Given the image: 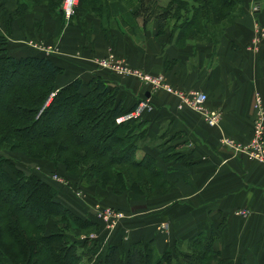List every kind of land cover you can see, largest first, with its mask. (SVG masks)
I'll return each mask as SVG.
<instances>
[{
  "label": "crops",
  "instance_id": "0c3cea01",
  "mask_svg": "<svg viewBox=\"0 0 264 264\" xmlns=\"http://www.w3.org/2000/svg\"><path fill=\"white\" fill-rule=\"evenodd\" d=\"M15 5L16 0H1L0 13L14 11ZM42 7L46 11L30 8L11 20L9 54L36 53L28 41L37 42L41 34L46 36L44 44L57 45L55 51L44 52L63 68L57 85L100 75L106 85L119 89L124 106L148 94L151 107L140 118L148 128V143L140 151L160 159L166 149L179 147L185 156L177 165L167 163L177 173L167 194L146 199L136 211L131 208L113 234L105 228L101 235L106 236L98 239L110 240L123 252L132 243L151 241L163 252L202 233L214 241L213 263L264 264V164L223 142L227 137L249 143L257 96L264 109V36L257 44L252 41L258 25L264 28L261 8L243 9L215 44L186 45L173 43L166 34H147L141 41L132 32L103 30L98 23L85 29L62 22ZM109 50L133 67L164 76L175 87L205 91L207 106L221 112L219 122L211 125L198 112L176 108L178 100L171 92L152 91L137 77L98 65L97 57ZM158 140L166 146L155 145ZM162 224L167 229L159 228Z\"/></svg>",
  "mask_w": 264,
  "mask_h": 264
},
{
  "label": "trees",
  "instance_id": "16d2710c",
  "mask_svg": "<svg viewBox=\"0 0 264 264\" xmlns=\"http://www.w3.org/2000/svg\"><path fill=\"white\" fill-rule=\"evenodd\" d=\"M61 1L16 0L14 11L0 13L4 25L0 28V148L63 163L67 172L83 180L96 178L105 188L112 185L121 192L148 197L166 193L173 184L165 181L164 170L158 167L161 159L146 152L136 156L148 143L144 120L115 121L137 100L124 106L119 89L106 85L100 75L57 85L63 68L49 54L39 50L14 56L7 51L13 18L43 3L62 20ZM169 2L174 13L189 4L187 0ZM241 2L191 0V18L185 22L191 25L201 16L212 21L230 16L231 22ZM100 4V0H79L89 12ZM179 157L185 158L184 154ZM58 194L51 183L36 174L25 175L0 152V264H82L90 255L96 256L90 264H209L215 252L213 239L202 233L189 239L185 249L180 250L184 242L177 241L163 252L151 241L132 243L126 252L102 240L71 241L70 223L82 230L94 227L96 231L99 226L94 219L74 213ZM35 208L41 211H31ZM50 218L55 222L49 231Z\"/></svg>",
  "mask_w": 264,
  "mask_h": 264
},
{
  "label": "rangeland",
  "instance_id": "374dc122",
  "mask_svg": "<svg viewBox=\"0 0 264 264\" xmlns=\"http://www.w3.org/2000/svg\"><path fill=\"white\" fill-rule=\"evenodd\" d=\"M169 1L170 0H100L101 4L99 5L98 9L89 12L79 5V0H75V5H73L74 10L69 16H67L64 11V0H62L60 8L63 14V19L61 21L75 22V24L79 23L85 29L91 26V24L93 25L98 23L103 30L116 29L118 31L122 30L130 33L132 32V34L134 33L137 39H140L141 41L147 34L152 36L166 34L173 43L175 42L179 44L196 45L197 43L202 44L207 41L215 44L223 35V32H225V28L228 26V24H230L238 15H240L242 10L247 6H250L254 11L258 10L260 7L262 13L264 14V0H242L241 4L237 5L234 13L235 16L232 17L233 19L231 22L230 16L227 19L222 18L215 21H212L211 17L206 18L201 16V18L198 17L199 19H195L191 25H188L189 23L185 21H187L188 18H191V5H193L191 0H187L189 1L188 6L185 8L181 7L177 13H174L173 8H168L170 6ZM40 4H36L38 6L34 5L31 8H43L42 6H45L43 3ZM43 9L46 11L45 8ZM48 13L61 19L59 16L53 15L51 12H49V10ZM3 18L8 19L5 14ZM262 22L264 23V18L263 21L260 19V23ZM257 24H259V22ZM2 26L3 21L1 20L0 28ZM257 28L259 31L264 30V28L259 25ZM40 36L41 37L37 40V42H33L47 46V44H44L41 41L42 39L46 38V36L41 34ZM10 37L11 35L9 34V40L11 39ZM8 45L9 43L7 46ZM51 47L55 51L57 49L56 43L54 42L51 44ZM37 49L48 52L44 49ZM52 94L53 93H51V95ZM48 100L49 97L44 103L46 104ZM155 145L162 147L163 143L158 140L155 142ZM165 146L166 145L163 147ZM181 150L182 148L173 147L166 149L164 154L160 153L161 160L158 162V167L164 170L166 175L165 181L168 184H174L173 180L175 177H177V173L176 168H168L167 163L177 165V163L184 161L183 157H179L183 155L180 152ZM0 152L8 159V161H11V164H13L18 170L22 171L25 175L36 174L40 179L51 183L52 186L58 190L59 194L57 196L59 199L67 201L70 204H74H72L73 206L70 205V207L74 209V213L80 214L83 216V218L94 219L97 222L99 227L96 231L94 230V227H89L86 230H82L80 227H77L75 224H73V222L70 223L69 227L71 228L67 232L71 241L76 240L83 242L86 241V239L94 241L96 240L95 238L98 239L102 236H106V234L101 235L106 229L107 234H113L114 228L109 229L108 226H105L103 219L98 217V214L95 212V208L98 205L99 209L108 207V209L122 212L124 215L123 220H125L128 214H131V208H135L136 211L138 210L136 208L144 205L146 199L150 200L153 197L160 195L156 194L148 197L143 193L135 194L133 191L121 192L118 188H115L112 185L105 188L96 178L83 180L78 175L67 172L65 169L66 166L63 163H55L52 161V159H37L31 156H26L24 152L18 150L10 151V148L6 146L0 148ZM141 154L142 152L140 150L137 151V158L141 157ZM166 187L168 188L169 186L167 185ZM168 191H166L164 194H167ZM35 198L36 196H33V199ZM40 201H42V198H40ZM35 202H37L36 199ZM78 206H81V209H79ZM31 211H41V209L35 208ZM27 214H30V210L27 212ZM53 222H55L54 218H50L47 222V228L49 231L54 229ZM159 228L167 229V225H159ZM109 241L110 240L105 242L109 244L111 242ZM96 242L99 243L100 240L98 239ZM183 242L184 245H182L180 250L185 249L186 247L187 241ZM196 250L201 251L199 248H196ZM213 256L210 257V260L208 261L209 264H215L213 263ZM94 258H96L94 255L84 257L81 263L90 264L94 261Z\"/></svg>",
  "mask_w": 264,
  "mask_h": 264
},
{
  "label": "built area",
  "instance_id": "2783aa9c",
  "mask_svg": "<svg viewBox=\"0 0 264 264\" xmlns=\"http://www.w3.org/2000/svg\"><path fill=\"white\" fill-rule=\"evenodd\" d=\"M75 0H64V11L67 16H69L74 8ZM264 36V30H258L255 37H253V42L257 44L259 39ZM34 48L44 49L48 52L54 51L51 46L42 45L40 43H35L33 41L29 42ZM97 64L117 72V74L123 75H132V77H137L141 82H143L147 87L151 88L150 90H160L173 93L176 97L177 103L176 108L183 109L187 108L189 111L198 112L201 114L202 118L206 120L209 124H217L220 119L221 112L215 110V108H209L207 106L208 95L205 91H202L196 87H190V89L183 88L180 86H173L167 82L164 76L159 74H154L150 72H145L140 67L131 66L123 58L117 57V55L109 50L104 56H99L96 59ZM262 97L257 96L254 99V108L256 113H254L252 120V134L251 140L246 145L243 143L231 140L227 137L223 138V142L228 145L231 149H234L236 152L248 154L252 158L256 159L257 162L264 164V109L262 107ZM151 102L149 96L142 95L137 99V103L132 106L130 109H127L118 114L115 118L116 122H123L125 120H136L143 117L144 111L149 110L151 107ZM228 136V135H222ZM57 178V177H56ZM56 180V179H55ZM99 206V205H98ZM95 208V212L98 214V217H101L104 221V225L108 226L109 229H113L117 226L120 220H123L124 215L122 212H117L115 210L106 208ZM99 209V210H98Z\"/></svg>",
  "mask_w": 264,
  "mask_h": 264
},
{
  "label": "water",
  "instance_id": "95a60500",
  "mask_svg": "<svg viewBox=\"0 0 264 264\" xmlns=\"http://www.w3.org/2000/svg\"><path fill=\"white\" fill-rule=\"evenodd\" d=\"M146 95H148V94H146Z\"/></svg>",
  "mask_w": 264,
  "mask_h": 264
}]
</instances>
